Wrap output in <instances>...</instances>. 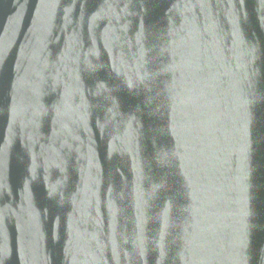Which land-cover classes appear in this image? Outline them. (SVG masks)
<instances>
[{"label": "water", "instance_id": "95a60500", "mask_svg": "<svg viewBox=\"0 0 264 264\" xmlns=\"http://www.w3.org/2000/svg\"><path fill=\"white\" fill-rule=\"evenodd\" d=\"M0 264H264V0H0Z\"/></svg>", "mask_w": 264, "mask_h": 264}]
</instances>
